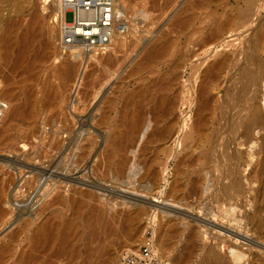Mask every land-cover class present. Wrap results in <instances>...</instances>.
<instances>
[{"label":"rangeland","instance_id":"rangeland-1","mask_svg":"<svg viewBox=\"0 0 264 264\" xmlns=\"http://www.w3.org/2000/svg\"><path fill=\"white\" fill-rule=\"evenodd\" d=\"M183 1L184 0H177L173 3H168L166 0H119V2L117 0L120 6L119 8H121L122 11L124 10L122 12L124 16L120 17V22H122L120 26L123 23L122 26L126 24L125 31L123 30V38L128 40L127 45L118 48L116 51L109 48L104 52L97 51L95 52L97 53L95 54L96 59H93V57L90 59L86 54L82 55L83 58H77L73 55H76L78 50L69 51L60 47L59 36L61 27L58 16L59 12L57 10L54 11L57 2L51 3L52 5H47L44 0H39L38 2L36 0H0V99L4 100L3 102L5 103L3 104L5 105V107L3 106L4 111L0 112V189H2L5 194L2 203L4 215L0 218V244L6 243L9 237L11 238L14 233H17L18 239L22 241L36 225L40 224L48 217V214H51L54 210H56V213L52 216V223L62 226L65 230H68L67 228L71 222L75 219L78 220L79 216L75 215L72 206L69 205V200L62 207L58 206L44 213H39L41 204L46 200L43 198L41 201H38L41 198L38 196L39 192L41 194V192L47 189L46 186H50V190L55 188L53 191L54 194L58 191L61 195H65L68 198H79L80 191L91 189L99 196V202L96 203V206L101 209L104 208L109 210V213L107 212L106 214L108 218L105 217V219H108L106 220L107 223L105 222L106 224H103V227L99 230L100 233L98 237L94 240L92 239L93 241L90 240L89 238L92 236V231L83 230L80 223L76 231L81 236V240L79 239L80 241L78 243L82 250L91 249L95 251L99 249L101 252H103V248H110L112 250L113 258L109 260L107 264H123L122 259L123 256L129 254L128 249H132V253H138L140 248L145 245L144 241L153 239L154 229L159 232L158 235L161 233L162 230H159V226H162L167 220L168 223L166 224H170L167 226H173L174 224V226H183L182 228L186 231L183 232V235L174 237L173 239L171 238L172 240L170 239L168 241V247L161 249V258L159 255H156L157 259H160L158 264H179V262L185 258L188 254V242H185V238L188 231L192 229L196 230L197 233L199 231L198 235L201 247L214 242L225 245V243H223L224 239L219 236V229L215 227L211 228L209 224L206 222L204 223V220L209 216L211 217L213 213L215 214L213 215L214 217H212L215 222L218 223L227 222L230 223V225L232 224V226L237 225L236 228L238 226V228L242 227L241 229H243V226L247 223L243 230L246 229L247 233L249 232V238H251L253 243L250 242V244L244 245L243 247L244 249L249 247L251 250L243 259L246 261L245 264H250L249 262L253 263L254 259L255 261L260 258L261 261L264 260V238L261 239L258 237L260 236V231H258L255 226V219H253L255 214L252 215L257 202V197L254 195H256L257 189L259 190L257 187H261V181L256 180L249 182L247 179L248 173L253 171L256 166V158H252L250 154L260 149L262 144L261 137L264 135V129H256L254 131L255 138L251 141L244 142V138H239L234 145L242 151L248 161H250V164L247 163L242 166L243 174L246 175L243 181L245 193V203L243 207L246 208L244 209L241 207V211L238 210L240 207H237L238 209L236 208L235 210L238 212L233 210L235 214L233 211L224 213L225 209H223V207H228V204H226L225 207V203L219 202L220 206L218 202L215 203L216 201L213 199V196L208 195L210 190L208 191L206 189V191L205 188L203 189L202 187L198 189L200 193L192 190L191 179L195 178V166L190 167V170L177 173L178 161L177 159L171 160L168 164H165L167 165V170H165L166 181L162 179L163 181L161 180L159 186H157L158 189H155L157 187H151L152 190H154L150 191L153 194L150 196L146 194L148 189L142 187L140 180H137L139 179L138 176L136 180L133 179L132 183L134 184H132L130 181L128 183V180H126L127 182L117 181L112 178V174L104 176L100 170L97 169V156L95 153L96 151L100 152L104 147L100 138L96 145L97 150L95 148L88 163H83L77 167L74 162L76 161L75 151L72 150L74 147L69 149L70 143L68 144L69 141H67L75 134L70 136L68 132H63L66 131L68 124H73L75 127L79 125L80 118L87 109L94 107L96 101L99 99L104 101L113 97L115 103L110 111L111 123L101 130L102 133L104 132V136L110 134L114 131L115 127L112 123L115 112L122 106V103L132 92L155 82H171L174 80L175 75L178 76V80L171 88L170 95L177 98V105L172 114V118L177 122L176 127L181 125L182 122L184 123V121H186L188 125H191L198 118L199 89L202 84L199 73L214 59V56H211L198 61L197 54L201 52V50H199L200 44L218 24L243 10L245 8V0H198V5H195L182 15L187 22L183 27H180L178 26V22L175 21V15L182 13L180 4ZM36 2L41 16L38 37L30 43L31 45L27 49L26 57L21 62L17 63L16 50L11 51V53L7 55L3 48L2 37L8 30L7 22L10 20H13V31H15L17 35L26 32L27 25L31 20V12L34 10ZM52 6L54 9H52ZM135 14L137 16H134ZM18 16L21 17L19 18ZM66 20L68 23L73 21L72 12L66 14ZM263 22L264 13L260 20V23ZM255 28L256 26L254 25L252 29ZM129 31H131V33ZM48 32H51V34L55 32V34H52L54 37L50 41L48 39ZM240 41V39L232 41V44L235 46L220 49L219 52L225 53L229 51V49L242 47ZM153 42H155L156 46L160 49H164L163 54H160L154 59L143 71L133 72V64L142 56L140 53L142 51L141 49L145 44ZM84 51L86 53L88 52L87 50ZM90 52L93 51L90 50ZM64 62L75 63L77 70H81L85 67V69H83V78H81V81H79L80 84L78 83L77 86V82L75 83L74 80L75 78L73 79L74 81L72 80L67 84L63 82L60 67ZM79 66L81 67L79 68ZM73 83H75V85ZM228 85L226 74H224L219 82L213 83L207 87V94L222 101ZM3 88L7 89V94L5 95L2 94ZM260 88L259 105L264 111V78ZM88 92L92 93L89 97L90 100L86 99ZM97 95H99V98L96 97ZM91 100L94 102L92 101V103ZM66 105H68V107ZM216 106H218V104ZM17 107H24L26 113L8 121L7 117L9 114L7 113H11V111ZM224 111L227 110H221L216 107L213 112L210 113L209 131L214 129L215 126H213L212 123L218 120L220 121L222 114L224 115ZM227 113H229V111H227ZM76 114L77 116L79 115V117H75ZM65 116L70 123L66 122V120L64 121ZM220 122L222 124L224 120ZM53 124L54 126H52ZM52 140L53 142L55 140H61L64 143L61 148L62 151L60 150V154L59 151L56 153V150L51 149L53 146V144H51ZM72 144L73 143H71V145ZM75 144L77 145V143ZM194 155H196V153H194ZM179 158H182V156ZM160 159H164L161 153L158 156V161ZM34 168L36 169L34 170ZM46 169L51 174H44L42 176L43 178L40 177L41 181L37 187L39 192L36 191L37 188L35 187H28V178L33 176L37 171L43 172L42 170L46 171ZM98 171L99 173H97ZM143 171L144 170H141L140 174H142ZM84 175L86 176L84 177ZM162 176H164V174ZM176 178L181 180L180 184L184 186V189L182 188L183 190L181 189V192L170 193ZM27 180L28 182L26 183ZM30 181H32V179H30ZM99 181L103 188L93 185L94 182L99 183ZM148 185L149 187L151 186L150 183ZM160 189L162 195H159ZM144 190H146V193ZM37 192L39 198L36 196ZM177 194H180L179 198ZM153 197L158 198L159 203L150 204V200ZM33 204H35L34 207H30ZM136 208H141L144 211L140 223L139 237L135 244L131 245L130 243V246H128L125 236L119 233L120 227L127 224L126 220L124 218L122 219L121 216L126 215ZM210 209L211 211H209ZM215 209H218L217 212ZM212 211L213 213H211ZM239 211H241V213ZM30 212H33L31 213L33 218L30 217ZM206 213L209 215L205 216ZM236 213H238V215ZM222 214L223 217L221 218ZM226 214L228 215L226 216ZM229 214H232L231 216L234 217V220L235 218L237 219V221L235 220L237 223L232 222L233 218ZM112 215L115 220V230L118 231V234L115 233L114 235L109 234L107 231L108 222H112L113 217L110 219ZM217 215H220L219 218L221 219H219ZM248 216L253 220L249 219ZM226 217L229 219H226ZM35 218H37L36 221H34ZM238 218L240 220H238ZM202 219L203 221L201 222L200 220ZM179 223H181L182 226H180ZM240 223H242L241 227ZM252 228H255V230ZM252 230H257L255 232L256 234H254ZM258 232L259 235L257 234ZM142 242L143 244L141 246L135 247ZM240 242L243 244V240ZM249 245H251V247ZM20 249L21 246L16 245V251ZM96 256L98 260L101 261L104 260L106 255L100 253L99 256ZM201 256H203V254L195 255V258H191V261L187 264H199L198 262ZM15 257L16 256L12 257L5 264H15ZM63 263L64 262H62V264Z\"/></svg>","mask_w":264,"mask_h":264},{"label":"bare ground","instance_id":"bare-ground-1","mask_svg":"<svg viewBox=\"0 0 264 264\" xmlns=\"http://www.w3.org/2000/svg\"><path fill=\"white\" fill-rule=\"evenodd\" d=\"M36 1L38 2L39 0ZM166 1H168V3H173L177 0ZM37 2L34 10L31 12V20L27 25L26 32L17 35L15 31H13V20H10L7 22L8 30L2 37L3 48L7 55H9L11 51L16 50L17 63L21 62L26 57L27 49L31 45L30 43L38 37L39 26L41 25V16L39 8L37 6ZM44 2L47 5H52L51 3L57 2L55 4V9L53 6L52 9L59 12L58 16L61 27L59 45L61 48L69 51L78 50V53L75 52L76 55L73 56L77 58H83L82 55L86 54L90 57V59L92 57L94 59L95 54H97L95 52L97 51L104 52L107 51L108 48L116 51L118 50V48H122L127 45L128 40L123 38V30L125 31L126 24L122 26L124 24L123 23L120 26V23H122L120 22V17L124 16L122 15V12L124 10L122 11V9L119 8V0L118 2L117 0H113V19L111 22V26L108 28L109 35L107 39L98 44V47L93 48L96 51L91 50L93 52H90L87 50V53L84 51V45L82 43H68L63 39L62 27L67 21L65 20L66 9L63 5L62 0H44ZM198 3V0H184L180 4V10H182V13L179 15H175V21L178 22V26L183 27L186 24L187 20L182 15L192 9L195 5H198ZM263 13L264 0H245V8L243 10L238 12L236 15L228 18L226 21L218 24L213 30L210 31L209 35L204 40H202L199 48L201 52L197 54L198 61L201 59L209 58L211 56H214V59L209 62L207 66L199 73L200 81L202 80V84L199 89L200 97L197 109V115L199 116L191 125H188V123L184 121V123L182 122L183 125L181 124L176 127L177 122L172 118L173 111L177 105V98L170 95V90L173 87L174 83L178 80L177 75H175L174 80L171 82H155L149 86H144L139 90L132 92L122 103V106L115 112V116L112 119V123L115 125L114 131L105 136L103 135L104 132L102 133L101 130H103V128H106L107 125L111 123L110 111L114 107L115 102L113 97L104 101H101V99H99L98 101H96L93 108L89 106L91 109H87L82 117L80 115L81 118L79 120V125L76 124L78 127L73 126V124H68V126L66 127V131H63L68 132L70 136H73L75 134L67 141H69L68 144L70 143L69 149H72V147H74L72 150L75 151L74 154L76 155V161L74 162L76 163V166L79 167L83 163H88L89 158L95 151L96 145L98 144L100 138L102 143L104 144V147L100 152L96 151L95 153L97 156L96 167L104 176L112 174V178H114L115 180H128V183L129 181L132 183L133 179L136 180V177L138 176L139 179L137 180H140V184L142 183V187L149 190H144V192L146 191L147 193H145L151 196L153 195L152 192H150L152 188L159 186L162 179L166 181L165 170H167V165L165 164H168L171 160L177 159V173L180 171L184 172V170H190V167L195 166V178L191 179V188L193 191H198V189H200L199 187H202L203 189L205 188V190L207 189L208 191L210 190L208 192V195L213 196V199H215L216 201H214L215 203H225V207L226 204H228V207H223V209H225L224 213H230L237 207H240L239 209H237L241 210V207H243L245 203L243 181L246 177V175L243 174L242 166L247 163L250 164V161H248L245 154L234 145L239 138H244V142L251 141L253 138H255L254 131L256 129H264V111L259 105V97L261 94L260 86L264 78V22L260 23ZM134 16L137 15L135 14ZM18 17L20 18L21 16ZM254 25L256 26V28L252 29V27L254 28ZM129 32L131 33V31ZM53 33L55 34V32H52V34ZM52 34L51 32H48L49 41L54 37V35ZM238 39L241 40L240 44H242V47L229 49V51L225 53L219 52L220 49L235 46L234 44H232V41ZM141 50L142 51L140 53L142 54V56L137 62L133 64V72H140L146 69V67H148L160 54H163L164 51V49H160L159 47H157L155 42L145 44V46ZM80 67L81 66H79V68ZM83 69H85V67ZM83 69L77 70L76 64L73 62H64L60 67V73L63 82L67 84L75 78L74 80L75 83L77 82V86L79 81H81V78H83ZM224 74H226L227 82L229 83V85L226 87L222 101H219L214 96H209L206 89L213 83L215 84L219 82ZM75 83L73 84L75 85ZM2 94H7V89L3 88ZM91 94V92L87 93V100L89 99ZM98 96L99 95H97L96 97L99 98ZM3 101L4 100L0 99V112L4 111L3 106L5 107V105L3 104L5 103ZM92 101L93 100H91V102ZM217 104L218 106H216ZM66 106L68 107V105ZM216 107H218V109L220 108L221 110L226 109L227 111H229V113H227V111H224V115L222 114L220 119V121L224 120V123L221 124L219 120L212 123V125L215 127L213 130L209 131L208 128L210 126V113H212ZM25 113L26 109L24 107H17L16 109H13L11 113H7L9 114L7 120L9 121L12 118L18 117ZM75 117H79V115L77 116L76 114ZM65 120L66 122H69L66 116L64 118V121ZM52 126H54V124ZM74 127L76 128V130ZM261 139L262 144L260 146V149L250 154L252 158H256V166L253 171L248 173L247 179L249 182H253L256 180L261 181V187H257L259 188V190L257 189L256 195H254L257 197V202L255 205V209H253L254 213L252 215L255 214V217H253V219H255V226L257 227L258 231H260V236L258 237L263 239L264 135L261 137ZM71 143L73 144L71 145ZM75 143H77V145ZM51 144H53L51 149L56 150V153L57 151H59L60 154V152L62 151L61 148L64 143L61 140H55L54 142L52 140ZM160 153L162 154L164 159H160L158 161V156ZM194 153H196V155H194ZM180 156H182V158H179ZM35 169L36 168H34V170ZM141 170H144L142 174H140ZM42 171L43 172L37 171L33 174V176L28 178L29 182L28 180L26 181V183L28 182V187L37 188L41 181L40 177H42L44 174H51L49 173V171H47V169L46 171ZM97 173H99V171ZM163 174L164 176H162ZM85 176L86 175H84V177ZM30 179H32V181H30ZM180 181L181 180H179L178 178L175 179L170 193L179 192L182 188L184 189V186L180 184ZM100 183V181L99 183L94 182L93 185L103 188L101 187ZM149 183L151 184L150 187L148 185ZM46 188L47 189L41 192L42 195L40 194L38 188L36 190L39 192V195L37 192L36 196L38 195L41 197L38 201H41L43 198L46 199L41 204L39 213H44L47 210H50L52 208L54 209L58 206L62 207L69 200V205L72 206L75 215L79 216L78 220L75 219L73 222H71L67 228L68 230H65L62 226L52 223V216H54V214L56 213V210H54L51 214H48V217L45 218L40 224L36 225L35 228L22 241L18 239L17 233H14L11 238L9 237V240L6 243L0 244V264H5L14 256H16L15 264H62V262H64L63 264H107L109 260L113 258V253L111 252L112 250L110 248H103V252H101L99 249H96L95 251H92L91 249L82 250L78 243L81 240V236L76 231L80 223L83 230L86 229L88 231H92V236H90L89 238L90 240H94L98 237L100 233L99 230L101 229V227H103V224L107 223L106 220L108 219H105V217L107 212L109 213V210L104 208L101 209L96 206V203L99 202V196L95 194L91 189L80 191L79 198H68L65 195H61V193H59L58 191L54 194L53 191L55 188L53 190L49 189L50 186H46ZM155 189H158V187ZM159 191V195H162L161 189ZM179 196L180 194L178 195V198ZM4 198L5 194L3 190L0 189V218H2L4 215L2 209ZM151 203H159L158 198L153 197L150 200V204ZM34 205L35 204L31 205L30 207L33 208ZM211 209L209 211H211ZM223 209L221 207L222 213ZM241 211L239 212L241 213ZM31 213L33 212H30V214ZM143 213V209L136 208L126 215L121 216L122 219L124 218L126 220L127 224L120 227L119 233L125 236L128 242V246H130V243L131 245L135 244L137 238L139 237L140 223ZM208 213H206L205 216L209 215ZM211 213H213V211ZM214 214L215 213H213V215ZM236 214L238 215V213ZM213 215H211V217L209 216L208 218L206 217L207 219L204 220V223L206 222L207 224H209L211 228L215 227L219 229V236L224 239L223 243H225V245L214 242L215 244L211 243L209 245H204L203 247H201L198 235L199 231L197 233L196 230H189L185 238V242H188V254L184 259L181 260V262H179V264H187L189 261H191L190 259L197 254H203V256H201L199 259V264L246 263V261L243 259L251 250L249 249V247L245 249L243 247L244 245L250 244V242L253 243L251 238H249V232L247 233L246 229V231L243 230L245 228V225L247 224H245L246 221L244 222L245 225L243 226V229H241L242 223H240L241 228H238L239 226L236 228L237 225H234V223V226H232V224L230 225V223L227 222H215ZM227 215L228 214H226V216ZM30 217H32V214L30 215ZM222 217L223 214L221 218ZM228 217H226V219ZM231 217L233 218L232 222L237 223V219L235 218V221L234 217ZM248 217L249 219H252L250 218V216ZM106 218H108V216ZM111 218L112 222H108L107 231L111 235H114L115 233L118 234V231L115 230L114 216H110V219ZM36 220L37 218H35L34 221ZM238 220L240 219L238 218ZM167 221L163 223L162 226H159V230H162L159 235V232L154 229V237L152 240H150L153 242L155 254L159 255V257L161 249L168 247V241L171 238L173 239L174 237L183 235V232L186 231L182 228L183 226L181 225V223L179 224L182 227H179V225L174 226L175 224L173 226H167L170 225L166 224L168 223ZM200 221L202 222L203 219ZM252 229L255 230V228ZM256 231H253L254 234H256ZM257 234L259 235V232ZM241 240H243V244H241ZM147 242L148 241H144V243ZM142 244L143 242L139 243L135 247H139ZM16 245L21 246V249L19 251H16ZM249 246L251 247V245ZM128 250L129 253L133 252L132 249ZM100 253L106 255L104 260H98V257L96 255L99 256ZM260 259L257 261H255L254 259L253 263H249L264 264V260L261 261Z\"/></svg>","mask_w":264,"mask_h":264},{"label":"built area","instance_id":"built-area-1","mask_svg":"<svg viewBox=\"0 0 264 264\" xmlns=\"http://www.w3.org/2000/svg\"><path fill=\"white\" fill-rule=\"evenodd\" d=\"M66 14L72 12L73 21L62 27L63 39L68 43L80 42L84 50H94L109 35L113 19V0H62ZM67 21V20H66ZM123 264H158L153 242L148 240L138 253L123 256Z\"/></svg>","mask_w":264,"mask_h":264}]
</instances>
